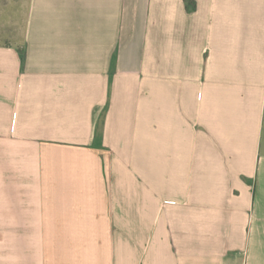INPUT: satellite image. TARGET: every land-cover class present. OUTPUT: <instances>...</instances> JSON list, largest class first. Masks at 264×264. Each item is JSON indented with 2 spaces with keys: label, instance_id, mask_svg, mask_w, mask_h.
Masks as SVG:
<instances>
[{
  "label": "crops",
  "instance_id": "0c3cea01",
  "mask_svg": "<svg viewBox=\"0 0 264 264\" xmlns=\"http://www.w3.org/2000/svg\"><path fill=\"white\" fill-rule=\"evenodd\" d=\"M7 15L0 264H264V0Z\"/></svg>",
  "mask_w": 264,
  "mask_h": 264
},
{
  "label": "rangeland",
  "instance_id": "374dc122",
  "mask_svg": "<svg viewBox=\"0 0 264 264\" xmlns=\"http://www.w3.org/2000/svg\"><path fill=\"white\" fill-rule=\"evenodd\" d=\"M0 14H3L5 17L4 19H6V23L9 20V18H7V14H12L14 19V27L18 26L20 36L23 35L27 19V0H0Z\"/></svg>",
  "mask_w": 264,
  "mask_h": 264
}]
</instances>
